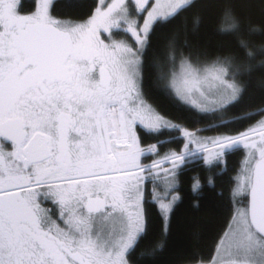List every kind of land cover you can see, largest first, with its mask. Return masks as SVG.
<instances>
[{
    "label": "snow or ice",
    "instance_id": "1",
    "mask_svg": "<svg viewBox=\"0 0 264 264\" xmlns=\"http://www.w3.org/2000/svg\"><path fill=\"white\" fill-rule=\"evenodd\" d=\"M0 264H264V0H0Z\"/></svg>",
    "mask_w": 264,
    "mask_h": 264
},
{
    "label": "trees",
    "instance_id": "2",
    "mask_svg": "<svg viewBox=\"0 0 264 264\" xmlns=\"http://www.w3.org/2000/svg\"><path fill=\"white\" fill-rule=\"evenodd\" d=\"M150 95L153 100L164 104L165 101L149 85ZM243 159L239 154L232 157L229 161V168H239V162ZM235 172L230 171V176H235ZM195 172H188L187 176H194ZM227 180V177L224 178ZM217 215V209L210 200H206L198 212H194L186 201L177 209L173 221V231L171 240L176 245L198 243L199 250L207 252L211 244L214 232V220Z\"/></svg>",
    "mask_w": 264,
    "mask_h": 264
}]
</instances>
